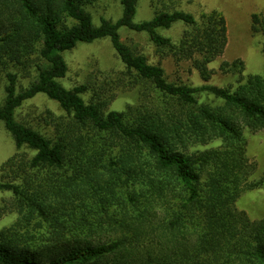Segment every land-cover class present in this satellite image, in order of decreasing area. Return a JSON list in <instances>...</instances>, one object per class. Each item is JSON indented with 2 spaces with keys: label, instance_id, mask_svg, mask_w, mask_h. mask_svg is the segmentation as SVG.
Here are the masks:
<instances>
[{
  "label": "trees",
  "instance_id": "trees-1",
  "mask_svg": "<svg viewBox=\"0 0 264 264\" xmlns=\"http://www.w3.org/2000/svg\"><path fill=\"white\" fill-rule=\"evenodd\" d=\"M96 1L0 0V66L37 71L21 89L19 75L8 73L0 105V120L19 151L2 166L0 191L12 192L20 215L0 232V264H264V219L252 220L236 206L244 192L264 189V174L250 182L257 167L244 135L246 129L264 130V74L244 78L239 59L221 65L241 75L235 89L172 83L161 64H150L122 41L120 29L147 34L159 53L192 62L208 83L210 64L228 43L225 17L157 10L152 20L135 23L139 0H122L121 19L95 26L87 7ZM177 23L187 26L179 43L160 33ZM252 31L264 33V17L252 16ZM106 38L133 86L150 84L163 96L162 106L106 112L105 95L84 99L89 85L61 84L69 71L63 54ZM39 94L66 113L52 118L54 138L17 119V110ZM204 95L213 102H200ZM218 141L217 147L188 153L191 146ZM25 148L36 154L30 157ZM36 174L42 179L35 180ZM47 176L66 182L56 189ZM90 192L104 193L106 224L100 227L119 225L118 210L123 220L131 218L117 240L83 239L71 223L74 213L50 211ZM45 228L48 234L37 240Z\"/></svg>",
  "mask_w": 264,
  "mask_h": 264
},
{
  "label": "rangeland",
  "instance_id": "rangeland-1",
  "mask_svg": "<svg viewBox=\"0 0 264 264\" xmlns=\"http://www.w3.org/2000/svg\"><path fill=\"white\" fill-rule=\"evenodd\" d=\"M122 0H97L87 7V11L93 16L95 26H100L101 20L106 19L116 23L123 15ZM181 10L194 15L199 19L203 14L217 11L222 14L227 22L228 43L224 54L210 64L213 71L211 80L205 83L199 72L193 67L192 62H176L170 55L161 54L156 46L150 41L147 34L137 33L128 28H121L119 33L122 41L135 48L149 59L150 64H161L166 71L167 78L172 83H186L193 87H201L210 84L221 88H237L241 75L247 78L251 75L264 74V33L255 34L252 31V16L264 17V0H139L135 23L150 21L155 17V11ZM187 26L183 23L175 24L171 29L160 30L164 37L171 38L173 42L179 43L183 37ZM69 71L60 82L66 89H72L78 85H89L91 91L84 95V99L90 102L95 97L105 95L104 100L109 105L106 112H125L128 108H136L141 105L162 106L164 98L150 84L139 82L133 86L134 79L128 75L125 65L118 58L112 42L109 38L95 41L93 43H79L75 49L63 54ZM244 62V71L241 75L226 73L221 70L224 62L232 63L236 60ZM29 72V76L27 75ZM17 73L19 75V87L26 88L30 82L36 78L35 67L27 70H17L13 66L7 68L0 66V105H2L6 93L7 74ZM29 77V78H28ZM97 98V97H96ZM212 97H199L200 102L212 103ZM220 102H214L217 105ZM50 113V114H49ZM17 119L39 132L55 137L52 118L66 117V113L58 102L49 99L44 94H39L35 98L26 101L17 112ZM52 115V117H50ZM68 120V118H65ZM247 140V153L251 163L256 165V171L250 178V182L256 181L264 174V130L254 132L246 129L244 132ZM221 142H214L209 145H195L188 149L192 154L209 148L217 147ZM22 151V150H21ZM23 151L33 157L36 153L25 148ZM16 144L12 136L7 132L4 123L0 120V180L2 178V166L16 153ZM41 174L44 175L43 172ZM39 175V177H38ZM43 175H34L35 180L42 179ZM44 177H46L44 175ZM49 178V176H47ZM44 179V178H43ZM51 186L58 189L66 181L63 179L49 178ZM36 184V183H35ZM46 185V183L44 184ZM36 187V186H35ZM47 186L42 188L46 190ZM86 193V192H85ZM103 192L78 194L71 201H63L53 205L51 212L74 213L75 223L83 239L95 242H109L120 238L123 235L128 223H132L131 218H126L118 210L116 218L121 220L119 225H105L102 202ZM55 203V200L51 201ZM237 209L244 211L252 220L264 219V189L246 191L237 202ZM89 209V210H86ZM115 210V207L111 209ZM66 213V215H68ZM112 214V213H111ZM77 215V216H76ZM62 220L68 221L67 217L61 216ZM20 219V215L15 209V199L10 191H0V232L4 229L15 226ZM69 222V221H68ZM70 223V222H69ZM125 223V225H124ZM127 223V224H126ZM37 240L42 241L47 233V229L39 230ZM48 234V233H47ZM155 240V239H154ZM41 244L42 242H37Z\"/></svg>",
  "mask_w": 264,
  "mask_h": 264
}]
</instances>
